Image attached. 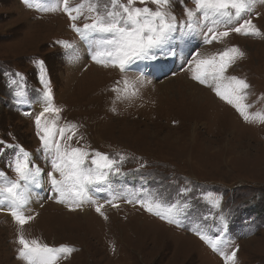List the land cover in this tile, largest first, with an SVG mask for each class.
<instances>
[{"label":"rangeland","instance_id":"rangeland-1","mask_svg":"<svg viewBox=\"0 0 264 264\" xmlns=\"http://www.w3.org/2000/svg\"><path fill=\"white\" fill-rule=\"evenodd\" d=\"M80 2L70 0V6ZM184 5L194 7L192 0ZM135 6L145 5L136 0ZM171 11L183 18L177 0ZM89 15L85 8L75 23L82 27ZM243 19L251 20L259 33L230 32L206 43L198 29L185 37L186 44L177 45L183 57L136 62L121 71L91 58L62 7L45 12L23 0H0V141L21 145L45 170L42 187H33L24 207L32 220L20 226L6 204L0 210V264H27L18 256L20 234L49 247L74 249L62 253L56 264H231L221 251L233 250L236 264H264V119L257 116L264 114V0H257ZM224 30V25L216 27ZM57 41L75 47L65 49ZM233 47L243 55L224 75L248 84L240 102L247 105L250 120L216 94L211 80H194L186 62L196 53L219 59ZM39 60L50 81L51 106L60 109L45 113L42 122L55 126L61 143L87 151L89 164L95 152L118 161L120 174L110 175L99 191L89 190L95 204L58 203L47 182L52 169L37 152L41 141L35 122L47 106L35 63ZM4 72L21 74L23 80L12 78L22 85L26 103L15 102L16 86ZM59 129L67 130L61 136ZM11 155L10 149L0 155V170L15 179L7 165ZM148 198L178 204L179 223H169L137 202ZM97 204L103 205L100 212ZM197 230L213 238L223 231L226 243L214 250Z\"/></svg>","mask_w":264,"mask_h":264},{"label":"snow or ice","instance_id":"snow-or-ice-1","mask_svg":"<svg viewBox=\"0 0 264 264\" xmlns=\"http://www.w3.org/2000/svg\"><path fill=\"white\" fill-rule=\"evenodd\" d=\"M148 2L155 5V9L148 7ZM177 2L183 6L182 19H178L171 11L173 0H139L140 4L145 5L143 7L135 6L136 0H126V3L124 0H81L74 7L70 6V0H41L38 3H34L33 0H23L29 8H37L45 12L56 11L62 7L73 21L72 29L79 35L80 40L88 45L91 58L105 66L110 63L114 67H119L121 71H127L136 62L183 57L184 50L177 45L186 44L185 37L196 33L198 29H201L206 43L226 37L230 32H243L245 35L259 33L251 20L243 19L244 15L252 11L257 0H192L194 7L185 6L184 0ZM85 8L90 15L85 16L84 19L90 22L84 23L81 27L75 21L83 15ZM241 20L242 23L239 22ZM234 21L238 23L232 27ZM209 24L212 27H208ZM220 25H224L225 30L218 32L216 27ZM201 26L207 27L206 33L202 31ZM209 35L211 39L208 38ZM57 43L62 44L65 49L75 47L68 41H57ZM237 55L243 53L233 47L220 53L219 59L215 55L200 58V54L196 53L194 59L186 62L191 66L189 70L192 71L194 80L201 84L211 80L216 94L221 99L227 100L229 104H233L245 120H250L253 117L246 111L247 105L240 102L246 95L244 90L248 88V84L235 76L224 75ZM35 63L39 65V80L43 86L42 99L47 105L35 118L37 135L41 141V147L37 152L42 154V158L51 165L52 169L46 173L47 182L51 185L58 203H68L70 207L72 205L80 207L85 202L95 204L96 201L92 200L89 190L99 191V186L109 183L110 175L120 174L118 161L105 153L95 152L89 164L87 151L63 144L56 139L55 126L47 121L42 122L41 118L48 112L59 113L60 109L51 106L52 90L50 81L46 78L44 61L39 60ZM2 75L8 78L10 85L16 86L13 92L15 102L26 103L22 85L12 78L17 76L23 80L21 74L4 72ZM257 116L264 119V114ZM73 128L75 125L69 126V129ZM66 130L59 129L60 135L63 136ZM68 140H71V136ZM0 145H3L0 147V155L4 154L5 149L12 151L13 155L8 157L7 165L16 173L15 179H9L5 172L0 170V210H3L6 204L16 223L23 226L33 219L32 216L24 214V207L31 199L33 187H42L45 180L42 174L45 170L34 164L32 154L21 145L8 144L4 141H0ZM123 160L124 157L120 156V161ZM208 195L211 197V194ZM137 202L147 211L167 219L169 223H179L175 219L178 204H164L151 198ZM213 204L219 206V200H213ZM102 207L103 205L97 204L96 211L100 212ZM223 219L221 217V220ZM197 234L217 251H220L222 243H226L221 239L223 231L215 238L199 230ZM18 243L21 245L18 256L27 264H56L62 253H71L74 250L66 245L54 248L40 244L36 240L29 241L23 234L19 235ZM221 254L226 261L236 264V250L231 254L221 251Z\"/></svg>","mask_w":264,"mask_h":264},{"label":"bare ground","instance_id":"bare-ground-1","mask_svg":"<svg viewBox=\"0 0 264 264\" xmlns=\"http://www.w3.org/2000/svg\"><path fill=\"white\" fill-rule=\"evenodd\" d=\"M209 39H211L210 38V35H209V37H208ZM131 71H135V68L133 69V70H131ZM152 75V74H151ZM120 76V75H119ZM153 77V76H152ZM164 88V87H163ZM98 196V195H97ZM99 197V196H98ZM105 197V196H104Z\"/></svg>","mask_w":264,"mask_h":264}]
</instances>
